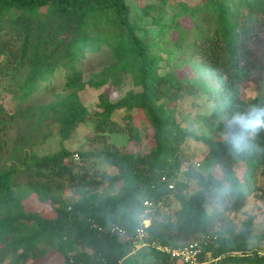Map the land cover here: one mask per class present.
I'll return each instance as SVG.
<instances>
[{"label": "trees", "instance_id": "1", "mask_svg": "<svg viewBox=\"0 0 264 264\" xmlns=\"http://www.w3.org/2000/svg\"><path fill=\"white\" fill-rule=\"evenodd\" d=\"M161 13L144 6L131 19L126 0H0V84L11 95L9 107L0 104V264L36 263L50 254L62 264H184L149 246L135 251L130 240L107 230L112 225L129 236L144 227L148 243L170 248L205 239L202 262L209 253L214 264H264L260 248L251 247L254 220L264 218V186L257 182L264 179V128L234 122L253 107L264 108V0L178 3L169 21ZM174 31L177 38L166 41ZM103 50L107 64L83 80L85 55ZM163 62L167 70L160 74ZM185 65L198 76L191 83L177 73ZM58 73L64 95L21 108ZM126 82L131 89L115 102L101 92L93 112L80 99L86 89ZM246 82L257 84L256 97L243 96ZM193 86L205 97L193 120L204 126L200 134L175 106ZM117 111L125 112L123 128L112 118ZM134 111L151 128L154 146L146 154H121L111 146L72 154L63 145L88 122L98 135L122 132L138 144ZM10 129L17 133L7 156ZM52 135L57 151H26ZM234 137H242V151L233 147ZM196 148L218 173L199 169L205 164L193 162ZM91 159L114 173L91 174ZM102 180L110 191L98 192ZM66 191L71 198L62 197ZM25 196L48 204L52 215L25 209ZM162 205L172 216H160Z\"/></svg>", "mask_w": 264, "mask_h": 264}, {"label": "rangeland", "instance_id": "2", "mask_svg": "<svg viewBox=\"0 0 264 264\" xmlns=\"http://www.w3.org/2000/svg\"><path fill=\"white\" fill-rule=\"evenodd\" d=\"M199 0H126L127 5L130 7V15L131 19L137 14L140 13L141 8L144 6H155L162 10V13L164 15V18L166 21H169V16L172 13V10L174 6H176L178 3H186L189 5L195 4ZM158 11V10H157ZM156 11H153L151 15L156 16ZM139 36L142 35L141 32H137ZM177 38L176 32H171L170 34L165 36V40H175ZM108 61V55L107 51L103 50L101 53H87L85 55V58L82 60V79L87 81L91 79L94 75L98 74L102 67L107 64L105 63ZM164 62L161 65V68L159 70L160 74H164L166 72V68L164 67ZM177 73L181 79H186L190 83L193 82L192 80L196 79L198 76L194 73H192V70L188 67V65H185L181 67V69L177 70ZM204 79L207 82H212L213 85H217L215 80L210 75H205ZM65 82L64 74L58 73L50 82L49 87L43 88L36 92L33 97L26 100L21 108H27L34 105H41V104H47L53 101H56L59 97L64 95L65 91L63 89ZM201 84H203L202 81H200ZM197 84V85H200ZM131 86L128 84V82L121 84L120 88L113 87L110 85H106L98 90L94 89H86L85 91L81 92L79 94L81 101L83 104L88 108L90 112H93L96 110V103L98 101V96L101 92H106V95L108 99L111 102H115L119 96L124 95L126 92H128ZM193 93L187 94L185 91L180 94V97L177 99V102L175 106H177L178 110L181 111L180 113L184 116H189L188 121L191 122V127L196 129L198 133L200 134L199 130H204V126L202 124H198L197 122H193L196 116H198V113L200 112L201 104L204 103L202 101L204 96H199L197 93L201 91V89H198V86H193L192 88ZM242 94L246 99H252L257 96L258 94V87L257 84L254 82H246L244 85H242ZM206 96V95H205ZM11 101V95L6 94L3 91V83L0 84V104H2L5 107H9ZM169 108H172L174 106L173 103H170L167 105ZM134 124L139 128L140 136H141V142L138 144H135L134 142H131L128 140L127 136L123 134L122 132H106L104 134H96L94 133V123L88 122L84 125H79L74 133L71 135L70 139L65 141L63 143L64 147L67 148L72 154H76L79 151H99L104 146H111L117 149L121 154L124 153H139V154H146L149 152V150L154 146V142L152 139V132L149 124L144 120L141 113L138 111H134ZM125 115L124 111H117L113 115V120L117 123V125L121 128H123L124 121L123 116ZM180 119V117H179ZM183 122L182 126H185L189 124V122ZM17 131L10 129L8 131V136L6 137L8 139V143L5 144L7 148L6 155L8 156L12 149L10 142L12 139L16 138ZM210 133H208L209 136ZM1 136V134H0ZM211 138L215 137L219 138L215 134L211 133ZM58 150V137L56 135H52L50 138H48L46 141H39L37 140L36 144L31 145L30 147L26 148V151H32L35 152L38 155H46L51 154ZM196 157L193 159V162L196 163H204L205 165H202L199 169L202 170L203 173H206L207 171L212 172L215 174L217 172L216 167H209L210 161H203L205 154L200 148H196ZM76 161H79V157L77 156ZM86 167L90 170V173L93 174L94 170H98L100 173H108L113 174L114 169L105 165L102 162H99L97 160L91 159L86 163ZM197 167V166H196ZM215 171V172H214ZM218 173V172H217ZM244 173V165L240 164L238 168L236 169V175L237 177L242 180ZM25 178H20V182H25ZM257 182L259 185L264 186V179L259 176L257 178ZM116 190H119V185L115 186ZM110 191L109 186H107L106 183L102 180L101 186L98 188V192L104 193L105 191ZM63 198H71V193L69 191H66L62 194ZM24 204L25 209L30 211H38L40 214L44 216L52 215L51 208L48 204L41 206L37 204L36 199L34 197H27L24 198ZM251 205L248 204V210L251 212ZM176 207V206H175ZM160 216H164V214H168L172 216V212L170 209L164 205H162L159 209ZM149 221H145L144 225H148ZM253 239L251 242V247L260 248L261 252L264 254V218L260 215L254 220V228H253ZM261 241V243H259ZM141 250V249H136ZM143 251V250H141ZM134 256V252L132 253ZM131 258V257H130ZM30 264H62L60 260L56 259V257L53 254L48 255L43 260H38L36 263L32 262Z\"/></svg>", "mask_w": 264, "mask_h": 264}, {"label": "built area", "instance_id": "3", "mask_svg": "<svg viewBox=\"0 0 264 264\" xmlns=\"http://www.w3.org/2000/svg\"><path fill=\"white\" fill-rule=\"evenodd\" d=\"M74 158L77 159V155H74ZM145 205L151 206V203L145 202ZM93 228H96L99 232L104 231L103 228L96 225H93ZM107 230L120 240H130L135 251H137L136 249H143L149 246L161 253L167 254L170 259L184 264H214L216 262V259L211 258L209 253L206 254L207 259L204 262L199 259L207 245V240L205 239L200 242H191L182 248H170L159 243H148L144 227L137 228L132 236H129L124 229L117 225H112Z\"/></svg>", "mask_w": 264, "mask_h": 264}, {"label": "clouds", "instance_id": "4", "mask_svg": "<svg viewBox=\"0 0 264 264\" xmlns=\"http://www.w3.org/2000/svg\"><path fill=\"white\" fill-rule=\"evenodd\" d=\"M234 122L241 123L245 127H252L254 129L264 128V108L253 107L246 119L234 118ZM242 137L233 138V147L237 151H242L243 148L240 145Z\"/></svg>", "mask_w": 264, "mask_h": 264}]
</instances>
